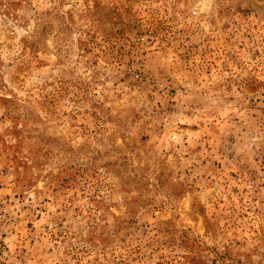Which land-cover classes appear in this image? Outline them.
I'll return each mask as SVG.
<instances>
[{
	"label": "rangeland",
	"instance_id": "1",
	"mask_svg": "<svg viewBox=\"0 0 264 264\" xmlns=\"http://www.w3.org/2000/svg\"><path fill=\"white\" fill-rule=\"evenodd\" d=\"M0 264H264V0H0Z\"/></svg>",
	"mask_w": 264,
	"mask_h": 264
}]
</instances>
